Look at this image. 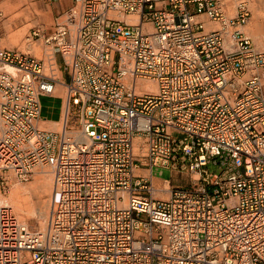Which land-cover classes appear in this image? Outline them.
<instances>
[{"label": "built area", "instance_id": "built-area-1", "mask_svg": "<svg viewBox=\"0 0 264 264\" xmlns=\"http://www.w3.org/2000/svg\"><path fill=\"white\" fill-rule=\"evenodd\" d=\"M249 13L248 0L231 13L75 0L29 28L40 56L0 48V185L52 174L44 228L0 203V264H264V49ZM56 85L58 129L42 128ZM151 168L196 176L153 185Z\"/></svg>", "mask_w": 264, "mask_h": 264}, {"label": "rangeland", "instance_id": "rangeland-1", "mask_svg": "<svg viewBox=\"0 0 264 264\" xmlns=\"http://www.w3.org/2000/svg\"><path fill=\"white\" fill-rule=\"evenodd\" d=\"M223 2L227 9L228 5H231L233 8L235 0H223ZM248 3L250 13L244 30L246 32L248 31L247 33L251 36L257 48L264 49V0H248ZM21 8V6L18 8L14 6L9 10L4 8L0 11V48L17 47L22 51H29L35 56H40V42L38 40L36 42H31V46H29L28 42H26V35L29 28L34 25L42 26L46 24L45 28H43L49 30L53 20L48 14L41 11L34 9L31 13L27 8L22 11ZM25 10L30 13L24 14L23 11ZM227 11L231 13L232 9H227ZM57 102L58 101H54L49 97H40L41 106L45 109L52 106L56 107ZM40 116L44 117L41 111ZM56 129H58V125ZM205 167L209 171H219L215 165L208 164ZM44 169L49 170V174L51 175V188H49V190L35 180V173L26 181L13 179L8 181V184L4 186V188L0 185V203L9 206L11 212L18 220L25 223L28 227L35 229H42L45 226L52 199V174L48 167H44ZM153 174L158 178L168 179L170 178L171 171L165 168H154ZM195 176V174H189L187 178L188 181H190V177ZM186 183L187 182L182 179V184L186 185ZM18 203L21 205V209L18 207ZM43 207H47V214L44 221L45 224L41 226L38 222V218L39 210Z\"/></svg>", "mask_w": 264, "mask_h": 264}, {"label": "crops", "instance_id": "crops-1", "mask_svg": "<svg viewBox=\"0 0 264 264\" xmlns=\"http://www.w3.org/2000/svg\"><path fill=\"white\" fill-rule=\"evenodd\" d=\"M75 0H0V11L4 8L6 10L11 9V7H22L21 11L27 8L31 13L32 11L38 10L43 13H46L49 15V17L54 20L58 14H60L62 11L70 7ZM25 5V6H24ZM228 10L232 9L231 5H228ZM23 11L24 14L30 13L29 11ZM46 24H43L42 27L45 28ZM63 93L64 89L60 85L55 86L54 93L52 95H41L40 97H49L50 99L54 101H58L56 104V107H48L43 108L41 106L40 111L43 113L44 117L41 116L40 124L46 129H53L56 127V121L60 117L61 107L63 104ZM41 104V103H40ZM153 169L151 168V174H152V184L153 185H160L164 179L158 178L153 174ZM190 173L183 172V171H177L172 170L170 178V185L172 187H178L182 186V179H184L186 182H188V175ZM185 184V183H184Z\"/></svg>", "mask_w": 264, "mask_h": 264}, {"label": "bare ground", "instance_id": "bare-ground-1", "mask_svg": "<svg viewBox=\"0 0 264 264\" xmlns=\"http://www.w3.org/2000/svg\"><path fill=\"white\" fill-rule=\"evenodd\" d=\"M149 87L153 88V86H151V85ZM39 125L41 126L40 122H39ZM41 127L44 128L43 126H41ZM56 127H57V123H56ZM34 173L36 174L35 180L38 181L39 183H41L42 186L44 185V187H46V189L48 188V190H49V188H51V185H50L51 184V175L49 174V170L39 167V168H36L34 170ZM17 200H18V198H17ZM18 207L21 209V205L19 203H18ZM46 208L47 207H45V208L43 207L42 209L39 210V218H38L39 221L38 222L41 226H43L45 224L44 221H45V217L47 214Z\"/></svg>", "mask_w": 264, "mask_h": 264}]
</instances>
